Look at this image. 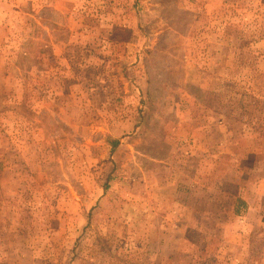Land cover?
<instances>
[{
  "label": "rangeland",
  "instance_id": "rangeland-1",
  "mask_svg": "<svg viewBox=\"0 0 264 264\" xmlns=\"http://www.w3.org/2000/svg\"><path fill=\"white\" fill-rule=\"evenodd\" d=\"M0 264H264V0H0Z\"/></svg>",
  "mask_w": 264,
  "mask_h": 264
},
{
  "label": "crops",
  "instance_id": "crops-1",
  "mask_svg": "<svg viewBox=\"0 0 264 264\" xmlns=\"http://www.w3.org/2000/svg\"><path fill=\"white\" fill-rule=\"evenodd\" d=\"M220 148H221V146H219L217 148L218 149V154L221 152V150H223L225 152V148H222V149H220ZM224 152H223V154H225ZM210 164L208 163V168L210 167ZM214 166H215V164H214ZM245 193H247V192H245ZM249 196H250V202H249V198L246 195H240V197L242 199H238V202H237V208L238 209H241L243 207H246V205L248 204V202L250 203L251 206L253 204H254V206H260L259 201H260V198H262L261 197L262 196L261 192L259 194L257 192H251V194ZM243 200H245V202ZM261 203H262V201H261ZM251 206H247V207H250L251 208Z\"/></svg>",
  "mask_w": 264,
  "mask_h": 264
}]
</instances>
